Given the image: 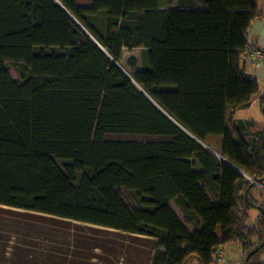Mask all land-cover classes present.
I'll return each mask as SVG.
<instances>
[{
    "label": "trees",
    "instance_id": "1",
    "mask_svg": "<svg viewBox=\"0 0 264 264\" xmlns=\"http://www.w3.org/2000/svg\"><path fill=\"white\" fill-rule=\"evenodd\" d=\"M90 2L0 0L1 222L129 234L152 241L150 264H217L234 243L242 264H264V199L253 197L264 128L236 119L261 92L243 67L255 0ZM125 49H141V64H121ZM38 56L52 60L35 66ZM211 136L223 137L221 157L203 145ZM150 160L162 172L145 176Z\"/></svg>",
    "mask_w": 264,
    "mask_h": 264
},
{
    "label": "rangeland",
    "instance_id": "2",
    "mask_svg": "<svg viewBox=\"0 0 264 264\" xmlns=\"http://www.w3.org/2000/svg\"><path fill=\"white\" fill-rule=\"evenodd\" d=\"M79 4L87 7L92 3L90 0H79ZM141 56V49H125L121 64L126 65L131 58L138 59L141 64ZM51 60L49 56H38L34 59V65L43 66ZM140 64L137 69L141 68ZM8 67L13 77L20 79L17 70L10 64ZM255 114H259L257 108L239 113L244 118ZM111 139L145 141L157 138L115 135L111 136ZM207 144L213 148L215 144L213 136L207 140ZM43 158L46 163L59 167L52 158L48 156ZM159 172L162 170L153 160L147 162L143 171L145 176ZM60 180L68 191L73 190L64 178L61 177ZM118 190L129 207L138 208L134 197L127 189L119 188ZM15 192L26 193L21 190H15ZM172 207L182 218V212L174 202ZM1 216L5 219L4 213H0V218ZM6 217L13 219L10 215ZM258 217L259 211L254 209L248 225L253 226ZM24 220L28 222L21 221L16 226L11 223L12 221L1 222L0 220V264H150L152 241L80 223L58 224L38 219L31 221L27 217Z\"/></svg>",
    "mask_w": 264,
    "mask_h": 264
},
{
    "label": "crops",
    "instance_id": "3",
    "mask_svg": "<svg viewBox=\"0 0 264 264\" xmlns=\"http://www.w3.org/2000/svg\"><path fill=\"white\" fill-rule=\"evenodd\" d=\"M164 1L168 2V0H164ZM255 5L257 6L259 12L262 13V17L257 18L252 23L251 28L248 31L249 40L253 45L264 48V0H255ZM184 13L186 14L189 20H195L200 16L208 15L209 11L206 9H185ZM243 67L245 70V74L248 78L255 79L258 81L261 92L258 96L253 98V104L251 108L247 110L239 111L236 115V119H240V120L253 119L257 123V126L259 128H264V111L262 107V97H264V64L258 67H254L249 59H244ZM253 108L258 109L259 112L258 115L255 114L248 118H244L242 117V115H239L240 112L249 111L252 110ZM213 140L215 142V144H213V150H220L222 148L223 137L213 136ZM253 192H254L253 197L255 199L257 200L264 199V189L262 187L256 186ZM218 260L219 262L217 264H242V260H243L242 247L237 243L229 245L225 249V251H223V253L220 255ZM262 261L264 263V255L262 256Z\"/></svg>",
    "mask_w": 264,
    "mask_h": 264
},
{
    "label": "built area",
    "instance_id": "4",
    "mask_svg": "<svg viewBox=\"0 0 264 264\" xmlns=\"http://www.w3.org/2000/svg\"><path fill=\"white\" fill-rule=\"evenodd\" d=\"M244 59H249L254 67L264 64V48L253 45L249 40L244 52Z\"/></svg>",
    "mask_w": 264,
    "mask_h": 264
},
{
    "label": "water",
    "instance_id": "5",
    "mask_svg": "<svg viewBox=\"0 0 264 264\" xmlns=\"http://www.w3.org/2000/svg\"><path fill=\"white\" fill-rule=\"evenodd\" d=\"M116 64H117L120 68H122L121 65H119L117 62H116ZM263 111H264V108H263ZM203 145H204L208 150H210L212 153H214L216 156L221 157V156L218 155L215 151H213V149L209 148V147L206 146L205 144H203ZM221 159H223L228 165H230V166L234 167L235 169H237L238 171H240V170H239L235 165H233L231 162L225 160L224 158H221ZM240 172H241V171H240ZM242 173H243V172H242ZM253 184L256 185V186H260V187H262V188L264 189V184H263V182H262L261 180H254V181H253Z\"/></svg>",
    "mask_w": 264,
    "mask_h": 264
}]
</instances>
